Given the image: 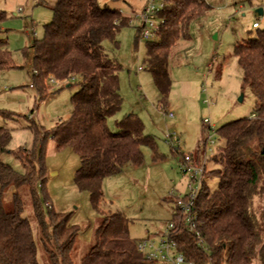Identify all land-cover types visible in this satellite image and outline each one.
Here are the masks:
<instances>
[{
  "label": "trees",
  "instance_id": "16d2710c",
  "mask_svg": "<svg viewBox=\"0 0 264 264\" xmlns=\"http://www.w3.org/2000/svg\"><path fill=\"white\" fill-rule=\"evenodd\" d=\"M101 1L56 0L50 7L53 18L45 24L44 38L34 39L28 47L33 51L37 106L47 98L51 78L59 82L80 78V82L72 94L73 109L67 119L50 129L34 119L29 121L35 134L34 147L15 152L29 171L20 172L2 159L10 151L12 130L0 125V264H39L32 226L23 215L21 188L29 191L39 226L38 238L49 264H75L73 253L79 227L70 223V214L56 212L48 196L42 198L39 193L47 181L45 155L49 138L58 150L71 148L79 156L75 183L89 193L100 213L105 178L118 174L129 163L142 164L144 146L156 153L155 138L145 132L137 114L129 113L117 121V131L109 127L108 119L123 104L121 65L109 56L103 42L117 43V34L132 18ZM162 1L163 23L156 39L146 42L144 63L160 93V106L166 109L173 84L170 55L180 40L190 38L191 23L203 17L210 6L206 0ZM6 19L7 12L0 8V24ZM7 46L8 41L0 39V73L18 68ZM234 53L243 70V80L256 97L257 108L250 117L229 122L217 131L223 141L214 159L219 168L209 170L205 176L218 177V188L210 190L205 180L196 201L201 243L182 227L174 208L171 221L179 250L194 264H264V207L257 209L255 205L257 197L264 198V29L237 42ZM0 113L6 120L22 117L9 111ZM199 150L200 147L197 154ZM168 199L174 203L172 196ZM129 225L130 219L123 213L105 215L81 264H156L137 250Z\"/></svg>",
  "mask_w": 264,
  "mask_h": 264
},
{
  "label": "rangeland",
  "instance_id": "374dc122",
  "mask_svg": "<svg viewBox=\"0 0 264 264\" xmlns=\"http://www.w3.org/2000/svg\"><path fill=\"white\" fill-rule=\"evenodd\" d=\"M162 0H158V3ZM206 14L190 25V38L180 40L169 58L172 89L166 109L160 106V93L152 73L146 68V40L139 37L140 13L146 0H102L103 4L120 9L132 18L117 34V43L105 40L103 46L110 57L121 65L119 71L121 110L108 119L117 131V121L129 113L143 121L145 132L157 143L156 153L143 147L140 165L127 164L118 174L105 178L103 213L94 208L87 191L75 183L79 156L71 149L58 150L53 139L46 145L47 181L40 187L42 198L48 196L56 212L70 214V223L79 227L73 259H81L94 243L95 230L105 215L120 212L130 219V236L138 240L162 235L172 220L174 204L168 198L187 193L189 175L181 169L184 155L203 158L205 147L210 158L207 170L219 168L215 157L223 141L216 133L215 143L204 145L208 129H218L234 120L250 117L257 108L256 97L243 80V70L234 53L237 42L255 36L264 29V0H206ZM56 0H0L7 19L0 24V39L8 41L16 69L0 73V110L21 114L17 120H6L0 113V125L12 130L9 152L2 159L20 172L30 170L15 154L20 148L34 147L35 134L29 128L34 119L47 129L67 119L72 112V94L78 90L80 78L70 82L48 81L47 98L36 105L37 91L33 82V51L28 48L34 39L45 36V24L53 18L51 6ZM259 9L263 13L258 12ZM254 23L259 28L253 27ZM141 68V69H140ZM73 84L71 87L67 85ZM34 86V85H33ZM61 88V89H60ZM60 89V90H59ZM172 112L174 117H169ZM208 120L209 123H206ZM176 132L173 141L169 133ZM200 147V152L197 150ZM219 178H207L210 190L218 188ZM25 209L23 215L31 223L38 247L39 264H49L39 240L38 221L30 194L21 188ZM10 193L7 198L10 199ZM257 209L264 207V198L257 197ZM52 230V227L50 228Z\"/></svg>",
  "mask_w": 264,
  "mask_h": 264
},
{
  "label": "built area",
  "instance_id": "2783aa9c",
  "mask_svg": "<svg viewBox=\"0 0 264 264\" xmlns=\"http://www.w3.org/2000/svg\"><path fill=\"white\" fill-rule=\"evenodd\" d=\"M164 5L163 1L158 3V0H146V5L140 13H136L141 26L139 27V37L143 40H154L158 36L163 19L160 16V11ZM253 27L259 28L258 23H254ZM141 69V68H140ZM54 82L55 79L51 78ZM30 87H33V82ZM169 117H174L172 112L168 113ZM209 123L208 120H205ZM208 129V137L204 145L214 144L216 133ZM170 140L178 141L179 137L176 132L169 133ZM207 147L203 154V158L195 163V156L192 154L184 155L181 161V169L184 174L189 175L187 183L188 192L179 194L174 200V208L179 214L182 222V227L193 234H195L199 242H202L201 233L199 230V220L196 211V201L199 195L203 192L204 182L206 180L207 164L211 157L207 154ZM219 155V154H218ZM217 155V156H218ZM137 250L143 256L156 264H194L188 260L185 254L179 250L178 241L175 236V224L170 221L166 231L157 237H146L136 240Z\"/></svg>",
  "mask_w": 264,
  "mask_h": 264
},
{
  "label": "water",
  "instance_id": "95a60500",
  "mask_svg": "<svg viewBox=\"0 0 264 264\" xmlns=\"http://www.w3.org/2000/svg\"><path fill=\"white\" fill-rule=\"evenodd\" d=\"M258 12H259L260 14H262V13H263V10H262V9H259Z\"/></svg>",
  "mask_w": 264,
  "mask_h": 264
},
{
  "label": "crops",
  "instance_id": "0c3cea01",
  "mask_svg": "<svg viewBox=\"0 0 264 264\" xmlns=\"http://www.w3.org/2000/svg\"><path fill=\"white\" fill-rule=\"evenodd\" d=\"M104 5L108 6L109 4H104Z\"/></svg>",
  "mask_w": 264,
  "mask_h": 264
}]
</instances>
